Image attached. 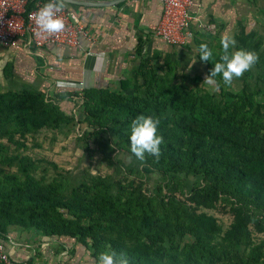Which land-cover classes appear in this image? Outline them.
Masks as SVG:
<instances>
[{"label":"trees","instance_id":"1","mask_svg":"<svg viewBox=\"0 0 264 264\" xmlns=\"http://www.w3.org/2000/svg\"><path fill=\"white\" fill-rule=\"evenodd\" d=\"M35 2L29 0L27 9ZM148 64L142 57L117 92L84 90L83 111L90 125L106 126L134 159L131 122L141 114L159 116L162 155L159 160L146 155L139 173H160L166 192L158 187L146 196L140 186L112 177L74 182L59 175L47 181L36 177L28 158L10 156L8 146L0 144V163L17 162L15 172L0 169V241L9 227H17L47 238L90 241L97 252L108 247L127 253L133 264H264V242L251 238L252 229L264 232L262 105L254 94L233 95L223 88L194 94L159 78ZM67 123L43 92H0V138L8 144L21 145L28 134ZM219 200L232 217L223 233L216 219L201 211Z\"/></svg>","mask_w":264,"mask_h":264},{"label":"rangeland","instance_id":"2","mask_svg":"<svg viewBox=\"0 0 264 264\" xmlns=\"http://www.w3.org/2000/svg\"><path fill=\"white\" fill-rule=\"evenodd\" d=\"M71 19L74 20L73 17ZM225 33L234 36L237 50L254 51L260 59L243 77L235 79L231 86H225L222 78L216 77L220 90L223 88L224 93L233 95L243 92L247 97L254 94L264 112V0H224V24L200 29L187 46H163L148 51L143 58L149 60L148 65L155 69L159 78L181 84L187 91L194 94L219 93L203 82L214 68V62L219 60L222 52L220 40ZM202 43L213 50L212 61L199 59V45ZM189 60H196L190 71ZM51 65L43 49L9 50L0 54L1 93L22 89L43 92L45 101L59 106L68 118V123L57 129L42 128L35 134L26 135L20 141L21 145L8 144L6 139L0 138V144L8 146V154L28 158L35 166L36 177L47 181L57 179L59 175L74 182L87 176L112 177L131 183L132 187L140 186L142 194L146 196H154L158 187L162 188V193L166 192L160 173L155 170L147 174L139 173L142 162L126 153L117 139H111L106 126L90 125L92 119L87 118L83 111L84 90H66V84L61 82ZM110 89L117 92L119 84ZM68 93L70 96L67 99L59 97V94ZM127 93L130 94V91ZM16 166L17 162L0 163V169L9 168L13 172L17 170ZM187 181L192 184L196 179L188 178ZM175 195L183 198L178 192ZM201 211L216 219L221 233L232 222L231 215L220 200L214 208ZM7 234L10 246L19 243L21 248L31 251L25 259L31 260V264H97L98 255L104 252V249L101 252L93 249L90 241L68 237L47 238L34 230L9 227ZM251 238L253 242H264V232L252 229ZM105 251L110 249L107 247Z\"/></svg>","mask_w":264,"mask_h":264},{"label":"crops","instance_id":"3","mask_svg":"<svg viewBox=\"0 0 264 264\" xmlns=\"http://www.w3.org/2000/svg\"><path fill=\"white\" fill-rule=\"evenodd\" d=\"M75 1L73 4L66 3V7L74 20L84 23L90 38L83 40L77 48L43 49L52 63L54 73L66 84L68 91L110 89L129 77L145 53L168 46L154 35L161 14L157 0ZM192 2L194 6L190 8V16L194 37L200 29L224 24V0ZM26 49L32 48H25L22 42H18L14 47L0 49V54ZM1 242L6 253L13 259L25 260L31 252L21 248L19 243L10 246L8 234L6 240Z\"/></svg>","mask_w":264,"mask_h":264},{"label":"built area","instance_id":"4","mask_svg":"<svg viewBox=\"0 0 264 264\" xmlns=\"http://www.w3.org/2000/svg\"><path fill=\"white\" fill-rule=\"evenodd\" d=\"M48 2V1H46ZM46 2L37 1L27 9L29 0H0V49L14 47L22 42L25 48L41 50L49 47L77 48L90 34L80 20H72L66 7L59 14L65 21V29L56 34L41 33L30 15ZM161 14L154 35L171 47L187 46L194 37L190 8L192 0H157ZM0 264H27L25 260L11 258L0 241Z\"/></svg>","mask_w":264,"mask_h":264},{"label":"clouds","instance_id":"5","mask_svg":"<svg viewBox=\"0 0 264 264\" xmlns=\"http://www.w3.org/2000/svg\"><path fill=\"white\" fill-rule=\"evenodd\" d=\"M67 0H48L42 7L30 15L41 33L56 34L65 29V21L59 15L65 8ZM222 52L219 60L214 62L204 82L214 92L220 91V83L216 77H221L225 86H231L235 79L243 77L245 72L250 71L258 62L259 54L245 49H236L237 41L234 36L225 33L220 40ZM199 59L208 62L213 60V50L207 44L199 45ZM196 60H189L190 71ZM161 118L154 115L141 114L130 125V151L137 160L143 162L146 155L154 156L159 160L162 155L161 145L164 137L159 134ZM97 264H133L127 253L116 251H104L97 257Z\"/></svg>","mask_w":264,"mask_h":264},{"label":"water","instance_id":"6","mask_svg":"<svg viewBox=\"0 0 264 264\" xmlns=\"http://www.w3.org/2000/svg\"><path fill=\"white\" fill-rule=\"evenodd\" d=\"M76 1L75 0H67V3L68 4H73V3H75Z\"/></svg>","mask_w":264,"mask_h":264}]
</instances>
